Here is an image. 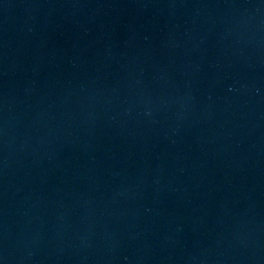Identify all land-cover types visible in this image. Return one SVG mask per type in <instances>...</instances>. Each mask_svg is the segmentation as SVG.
I'll use <instances>...</instances> for the list:
<instances>
[{"label": "water", "instance_id": "obj_1", "mask_svg": "<svg viewBox=\"0 0 264 264\" xmlns=\"http://www.w3.org/2000/svg\"><path fill=\"white\" fill-rule=\"evenodd\" d=\"M0 264H264V0H0Z\"/></svg>", "mask_w": 264, "mask_h": 264}]
</instances>
